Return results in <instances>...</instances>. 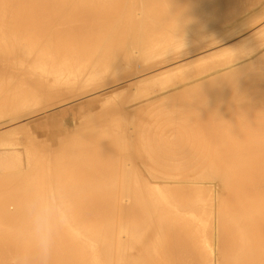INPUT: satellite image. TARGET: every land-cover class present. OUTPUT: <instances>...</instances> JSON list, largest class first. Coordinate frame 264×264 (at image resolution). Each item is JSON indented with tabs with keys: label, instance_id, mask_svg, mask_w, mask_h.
Returning a JSON list of instances; mask_svg holds the SVG:
<instances>
[{
	"label": "bare ground",
	"instance_id": "bare-ground-1",
	"mask_svg": "<svg viewBox=\"0 0 264 264\" xmlns=\"http://www.w3.org/2000/svg\"><path fill=\"white\" fill-rule=\"evenodd\" d=\"M257 5H260L261 11L255 7ZM250 7H255V11L257 10V13L261 14L259 15L253 11L254 13L250 15H254V18L248 16L249 13L245 12L251 9ZM249 12H252V10H249ZM238 14L242 15L239 16ZM262 19H264V0H0V264H45L38 247L34 243L31 232L29 209L30 205L37 199L44 203L50 218L49 226L54 233L53 247L47 264H264V51L262 50L264 46V28L260 27L264 22H262V25H257L259 29L255 30V28L251 32H247L248 34L244 33V30L246 31L247 28L251 30L249 27L253 24L256 26L255 23L261 22ZM232 21L235 22L233 23ZM229 22L233 24L232 26L229 25L230 27L228 26ZM226 26H228L225 29L226 31L222 32ZM218 32L220 35L223 33L221 37L218 36L220 38L217 37L219 35ZM255 34H257V37L250 39ZM209 36H214L219 41H215L216 39L214 38L213 42L207 43ZM205 39L206 43L202 44ZM209 40L212 41L213 39L210 38ZM191 48L193 52L199 51L195 55H202L198 60L201 59L203 65H207V68L214 67V70L215 66L218 67L222 62V65H227L224 62L227 61L229 63L231 61L224 59V61L220 62L217 60L220 62L218 65L215 61L216 58L213 59L209 54L220 53L219 56L216 54L213 57L222 58L221 53L226 56L231 51H235L239 54L238 61H236V56L233 55L236 53L233 52L230 55L232 57L226 58H232L231 60L235 58L236 62L228 64L227 67L224 66L226 68L223 71L219 72L218 70V72H215V70L214 73L209 74L207 73L208 69L205 71L206 67L204 66L203 72H206L207 76L201 71L195 72L194 70L198 66L196 67L192 64V69L188 68V70L191 69V72L195 73L193 76L192 74L188 76L190 77V82L193 77L196 78L201 73L203 76L199 79L196 78L197 80L195 79L192 85L188 83L191 86L186 85L189 88V93L186 90L188 94L183 90V88L187 89L185 85L183 88L180 87L182 89H179V87L176 89V91L179 89L177 92L180 90L184 91L180 95L174 90L179 82L175 83V87L172 88L173 86L171 87L169 84L171 82L167 83V81L166 84L165 82L163 83L164 85L161 84L162 82L160 83L163 86L156 87H159L157 88L159 90L164 87L166 88L165 91L168 92L167 84H169L168 86L173 89L172 94H170L171 92L165 94L168 95L165 96L166 98L156 95L155 100L153 97L152 100L157 101L158 99L161 103L164 101L167 103L166 100L170 101L171 97L173 99L175 97L173 101H170L171 104H169V101L167 104L173 107L172 104L176 103L177 106L178 103L181 104L182 102L179 101L180 98L177 100L179 102L176 101L179 95L181 97L182 94H185L186 98L187 94L189 99L190 97L195 99L193 95L198 93L200 89H206L208 92H205L209 95L210 90L208 89L213 90L214 87L222 85V83L226 82V78L234 80L238 77V81H233L236 84L232 81L233 84H231L229 80L230 84L226 83L230 86L227 87L228 84L224 83L225 86H221L223 88L221 93L220 90L213 91L220 94L218 96L216 93V98L212 93V95L208 96L210 97L209 100L211 98L217 100L221 96V100H219L222 101L225 92L229 90V96L225 95L226 97L222 101L223 104L226 103L224 99L229 101L228 98L235 93L232 92L230 94V91H237L241 88L243 91L241 92L244 93L247 90V92L252 90L254 95L251 92L252 96L246 93L248 97H241L239 101L241 110L245 108L250 109V111L244 110L232 113L229 107L231 105L227 106L228 103L226 106L230 108L231 112L227 111L222 115L223 110L219 111V106L216 104L215 106L218 109H214H217L222 116H233L236 119L230 117L229 121H220V124L225 122L228 125L219 128L218 124L214 122L217 114L213 113L215 116L212 122L214 125L215 123L217 124L215 133L220 134H217V136H215L214 132L206 134L210 138L208 139L209 142L213 140L212 143L210 142L209 144L208 142L207 144L206 142V144H203L204 140H201L203 143H200V140L196 138L200 144L191 145L190 142L193 143L192 140L194 138L192 136L194 134L189 136L188 133V137H192V139L188 138L187 141L185 139L187 144L184 142L181 145L183 143V141L181 143V139L187 138L186 131L184 138L176 137L177 140H180L178 145L176 144V138H173L176 133L170 134L172 139H170L171 137L168 138L169 135H166V140H170L166 141L165 138H162V131L173 123L172 121L177 115L179 116L178 108L185 104L187 105V102L184 103V101V105L182 103L178 108L174 106L178 113L174 117L170 116L169 113H176L174 107L175 112L173 111V113L171 110L169 111V108H165L164 111L166 104H162L163 107L160 105L154 108L156 110L154 111L153 108L151 109L153 105L150 106L153 101L151 99V102L144 101L146 104L149 103V108L147 109H149L148 111L151 109V111L148 112L146 110L147 105L144 106L145 114L144 110L136 109L142 111L138 110L141 115L147 117V120L149 117L146 115L153 112L149 120H151V117L154 119L155 115L158 117L160 114L162 116H159L158 122L160 120L164 122L171 120V124H168V126L166 123L163 124V121L159 122L158 126L162 123L163 125L161 124L160 126L166 125V127H163L165 129H161L160 126L155 128L154 124L158 122H153L154 128L150 127L151 131L153 132L156 129L155 131L159 133L160 128L162 133H159L160 137L155 138L154 135L157 136L158 134L153 133L152 135L151 132H148L154 137L151 140H156L157 138L161 140H158V144L157 140L152 141L153 146L157 148L152 149V145L150 147L152 143L149 141L148 135L147 137L145 136L148 141L145 140L144 144H149L142 146L144 140L141 139V136L147 132V127L145 129L143 126L140 129L141 126L136 125L137 123L139 125L140 121L132 115L135 118L134 120L137 119V121H133L134 123L137 122L134 124L136 125V130L138 131L139 128L143 131L142 135L138 132L136 136L142 140L141 142L138 141V143L142 144L136 143L140 148L146 149V151L143 150L144 153L141 151L145 157L141 156L140 158L142 159L141 162L143 161L142 164L145 163V173H149L148 176L149 178L151 177L150 179L151 181L153 180V183L148 180L147 176L144 177V174H141L143 170L138 169V163L136 165L133 164L136 158L139 159L137 156L142 154H138L133 161H130V157L132 156L131 159L133 158L132 154L137 153L135 149L133 153V147H130L135 146L133 142L135 140L134 136H131L134 133H130L131 128H128L130 131H127V136L125 132L127 127L117 128L119 127V122L114 126L109 124V121L112 120L111 122H113L116 118L119 119L121 112L117 116L113 115V119L107 117L111 133L108 131L106 134H109L110 137V134L112 135V132H114L112 131L113 128L117 131L123 130L125 136L122 139L120 135L121 138L118 137V140L125 139L124 143L120 141L123 145L126 143L131 144H126L130 149L128 151L129 154L125 152L129 156L125 157H129V160L125 158V161L124 159L125 162L127 160L130 161L128 164L125 163L128 166L126 168H130V170L118 168L122 162L118 164L120 166L116 163H114L115 165L110 164L108 160L111 157L107 160L99 157L103 153L86 152L85 148H89V146L84 142L83 144L85 145L79 143L71 144L69 142L70 136L68 139L67 136L63 135L66 129L64 128L65 126L49 131V135L50 133L52 135L50 136L51 139L56 135H63L64 137H55V140L49 139L48 141L51 140V143L49 145L45 144L46 146H36L32 136H30L29 132H26L25 126L29 128L27 125L31 123V117L35 116V114L46 112L45 109L65 101L70 95L72 96V91L75 88L80 91L81 82L85 83L86 86L89 85V87L84 86L85 89L89 88V91L96 90L99 87V89L108 87L110 91L111 83L113 84L115 81L118 83L124 78L131 80L128 77L135 75L136 80L133 77L132 80L134 81L125 84L126 89L130 91L134 87L135 90L137 88L136 85H139L140 89L142 86L147 88V86L152 85L149 84L151 79L158 75L157 72L151 76H147V74L155 72L156 69L159 71L160 66H166V63H170L165 69L166 72H169L191 64L192 62L178 64L174 61L176 57L172 56L180 55L183 53L181 52L182 50H191ZM186 52L189 55L194 54L191 51V54L189 51ZM206 55H208L207 58L210 57L214 60L215 66H213L214 63L209 66L210 62L213 61L204 57ZM187 56L183 53V57ZM174 57L175 59H172ZM181 57L182 55H180ZM190 58L193 59L192 57ZM204 58H206L208 63H205ZM188 59L187 57L185 60ZM198 60H196L197 63ZM137 63H139V67L142 63L141 70H137V66H134ZM124 65L132 69L130 73L128 69L124 68ZM198 65L203 67V65ZM222 65L219 67H223ZM123 68L127 72L126 76H122ZM193 68L195 69L193 70ZM210 70L208 72H211ZM148 71L150 72L147 73ZM143 72L147 74H143L140 77L136 76V74L139 75ZM183 72L179 73L182 74ZM188 72L190 73V70L187 73L186 71L183 73L185 76H181L185 77L186 81L188 80L189 82L186 76ZM195 74L198 76L195 77ZM176 75L177 77L180 76L179 74ZM176 75L173 73L176 81L186 82L184 78L179 80L178 78L181 76L177 78ZM102 76H104V79L106 77L111 79L109 82L105 81L106 79L102 81ZM241 76H246V79L244 77L242 79ZM223 79L225 80L224 82H222ZM170 80L173 81L171 78ZM107 84L111 86L109 85V87ZM121 84L118 83V85ZM90 87L93 89H90ZM151 87H154V83ZM234 87L238 89L236 88L235 90ZM146 88L142 89L143 91L141 90L144 94L141 91V93L134 91L135 96L142 94L141 96L138 95L139 99L145 96H150L151 98L149 93V95H146L151 88H148V90ZM224 88L227 90L223 93ZM190 89H194V91L198 89V92L193 91V93ZM144 90L145 92L147 91L146 94ZM87 91L85 92L88 93ZM123 91L128 93L127 90ZM123 91L122 93H124ZM151 91L150 93H152ZM101 92L105 93L104 91ZM191 92L193 94H190ZM83 93L80 94V97L81 95L85 96L86 93ZM89 93H92V91ZM120 93L118 92L115 96L118 97ZM126 93L119 95L121 99H117L114 96L113 98L117 100L112 99L113 102L110 109L106 105L108 110H112L115 105L114 109H118L116 107L119 106H125V101L128 102L130 100L131 102V97L129 98L131 95L132 102L137 98L133 96L131 91L130 94ZM206 93L204 96H207ZM237 93H240V90ZM174 94L178 95L175 96ZM234 95H232L233 99ZM99 97H102L101 101L103 98L106 99L110 96L107 94V97H103V95ZM122 97L125 101L121 102ZM158 97L164 100L162 101ZM55 98L59 99L58 102L57 100L53 102ZM77 98H79V95L74 100ZM235 98H238L237 95ZM137 99L135 102L138 103L139 100L137 101ZM181 99L183 100L182 97ZM187 99L186 101H188ZM197 99L200 100L201 98ZM215 100L209 101V103L212 105ZM219 100L217 101L220 102ZM197 101L195 100L196 104ZM202 101L200 100V102L204 103L203 99ZM94 102H97V100L93 99L87 103L91 105ZM117 102L119 106H117ZM160 102L157 101L156 104L159 105ZM192 102L194 100L190 101V103ZM98 103L100 105V102L96 104L98 105ZM195 103L194 105H196ZM156 104L155 106H157ZM192 104L187 106L194 108L195 106ZM234 104L236 105V101L232 105ZM33 105L37 109L35 107V109L32 108L31 106ZM134 105L135 103L133 104L135 108L139 104ZM215 106L213 105V107ZM160 107L161 113L157 112ZM191 107L190 109H188L189 107L187 108V111L189 110L188 114L192 109ZM196 107L194 109H199ZM206 107L210 108V105ZM157 108L159 109L157 110ZM183 108L180 109L183 110ZM233 108L235 109V107ZM127 110L125 112L128 116ZM88 111H91V108ZM130 111L133 113V109ZM203 111L204 108L202 106ZM136 112L137 116L138 112ZM183 112H181L180 116L181 120H183L182 122L185 121L186 123L185 128L182 127L185 123L182 125L181 122L180 130L178 127L172 128L173 130L175 129V132L177 130L181 131V133L177 131L180 134L184 132L181 128L186 130L188 124H191L190 120H192L190 117V119H186L190 121L187 124L183 118L185 114ZM204 112H206L204 114H208V111L205 110ZM88 113L91 115V112ZM88 113L84 114L88 115ZM132 113L129 114L131 115ZM98 114H101V112ZM122 114L124 115L125 113ZM122 114L121 116L124 118ZM204 114H201L200 120L196 119L198 123L201 121V124H197V127H202V119L204 121V118H206L205 122H207V117L209 121L211 120L212 117L210 118L208 115L207 117H202ZM167 115L170 116L169 119ZM164 116H167L165 117L167 119ZM188 116L186 115L185 118ZM179 117H177V120ZM86 118L88 119L89 117ZM87 119L84 118V120ZM90 119L89 121H92ZM225 119L227 120L226 117ZM77 120L76 124L79 123L80 126V123L84 122V120L81 122L80 118ZM127 120L133 119H130L129 116ZM127 120H121L120 125L124 124V121L126 123ZM147 120H141L140 124L143 125L147 122L148 126H150L151 124ZM177 120L175 119V121ZM181 120L179 119V121ZM179 121H177V124H179ZM197 121L194 119V122L197 123ZM216 121H219L218 117ZM17 122L22 124H17ZM142 122L144 123L142 124ZM86 123L88 122L86 121ZM175 123L173 125L177 126ZM76 124L74 123V125ZM103 124L105 125V123ZM128 124L126 123L124 126ZM9 125H15L12 129L17 131L18 137L16 136L12 141L7 142L4 140H9L7 138L9 136L4 135H8L12 127ZM79 125L76 126L79 127ZM132 125L130 124L129 127H132ZM99 126L95 127L98 128ZM115 126L117 127L115 128ZM212 126L210 123L208 128ZM222 126L224 125L222 124ZM5 127L6 129H2ZM105 127L106 125L104 128L102 127L104 133L105 130L107 131ZM44 128L46 129V127ZM96 128L93 129L97 130ZM150 128L148 129L150 130ZM193 128L195 129L196 127ZM31 129L34 132L35 128L32 127ZM194 129L191 128L190 131ZM196 129L198 133L200 128ZM204 131L201 129V132H203L202 138L205 136ZM209 131H212V129ZM22 132L24 133L21 134ZM46 132L48 133L47 129ZM95 132L93 135L90 134L92 135V142L94 139L97 140L99 138L111 144L110 141L112 140L107 139L108 136H105L106 134L102 135L105 137L100 135L101 139ZM123 132L120 131L118 134ZM35 133L37 132L35 131ZM114 133L117 135L116 131ZM210 134L215 137L213 135L210 136ZM116 135L113 134V137H117ZM126 137H131L133 140L128 139V141ZM88 138L86 137L87 140ZM162 139L166 141V145L163 144L164 142L160 144L163 141ZM115 142H112V144H115ZM167 142H169V145ZM188 142L190 143L189 145ZM106 143H100V146L106 145ZM113 145L110 147L109 152ZM31 147L35 148L33 151L36 150V147L39 149L35 151L34 156H31L28 152L32 149ZM107 147L108 144L105 148L107 149ZM20 148L24 150V153L26 151V158L23 156L25 161L19 158ZM97 148H99L98 150L102 149L98 146ZM118 148L120 147L118 146L115 150ZM158 148H160L159 151ZM163 148L173 149V151L162 152ZM57 149L61 151L59 159H55L58 152H55L57 153L56 157L54 156L52 160L50 157L48 159V156H51ZM83 149L85 150L83 151ZM175 149L179 152L177 150L175 152ZM180 149H183V151H180ZM184 149L190 151L192 149L194 152L185 151ZM196 149H202L203 151L200 152V150L198 152ZM123 150L117 151H120V161L122 160L121 157L123 158L126 155ZM130 151L132 152L131 154ZM122 152L123 154H121ZM87 156L92 157L86 158ZM112 161L116 162V159ZM138 162L141 163L139 160ZM130 163L133 164L132 167L135 170H132ZM134 166H137V169ZM139 170L141 173H139Z\"/></svg>",
	"mask_w": 264,
	"mask_h": 264
},
{
	"label": "rangeland",
	"instance_id": "rangeland-1",
	"mask_svg": "<svg viewBox=\"0 0 264 264\" xmlns=\"http://www.w3.org/2000/svg\"><path fill=\"white\" fill-rule=\"evenodd\" d=\"M253 6H254V5H253ZM257 6H258V7H257ZM257 6H255V7H256L257 9L260 10V9H261V8H259L260 5H257ZM255 7H253V8L250 7L251 9H248L247 11L245 10L246 12H245V11H244V12H245V13H249L248 16H251V15H252L251 13H254L253 11H255V9H256ZM248 8H249V7H248ZM249 10H250V11L252 10V12H249ZM259 10H258V12H259ZM261 10H262V9H261ZM261 10H260V11H261ZM244 12H243V13H244ZM255 12L257 13V10H256ZM262 12H263V11H262ZM256 13H255V14H256ZM250 14H251V15H250ZM257 14L260 15L261 13H257ZM257 14H256V16H257ZM238 15H239V14H238ZM241 15H242V14H241ZM241 15H239V16H241ZM253 16H254V15H253ZM253 16H251V17H253ZM256 16H255V17H256ZM253 18H254V17H253ZM257 18H258V17H257ZM249 19H250V17H249ZM255 20H256V18H255ZM263 20H264V19H262L261 22H259V23H255V25H256V26H257V25H260L262 22H264ZM258 21H259V20H258ZM232 22L234 23L235 21H232ZM229 25L232 26L233 24H231V22H229L228 26H229ZM228 26H226L222 32L226 31L225 29H226ZM256 26H254V24L251 25V26L249 27V29H251V30H248V28H247L246 31L244 30V33L248 34L249 32H251V31H252L253 29H255V28H256L255 30L259 29L258 26H257V27H256ZM229 27H230V26H229ZM253 27H254V28H253ZM247 32H248V33H247ZM218 33H219V32H218ZM218 33H215V34H218ZM215 34H214V35H215ZM222 34H223V33H222ZM222 34H221V35H222ZM242 34H243V33H242ZM259 34H260V33H259ZM221 35H220V33H219V35H217V37H218V36L221 37ZM245 36H246V35H245ZM220 37H218V38H220ZM238 37H240V35H238ZM256 37H257V34H255L254 36H252L250 39H255ZM210 38H212L213 40H212V41L209 40ZM214 38H215L214 36H213V37L209 36V39H208V40H209L210 42L207 40V43H211V42H213L215 39H216L215 41L218 40L217 38H215V39H214ZM218 41H219V40H218ZM204 43H206V39L203 40V43H202V44H204ZM218 44H219V43H218ZM221 44H222V43H221ZM200 45H201V44H200ZM215 45H216V44H215ZM262 48H264V46H263ZM185 50H186V49H184V50L181 51V52L185 53V56L189 55V54H187L186 51H189L190 54H191V52L194 53V54H192V55L187 56V57L189 58L188 60H185L187 57H183V53L180 54V55H182L181 58H180V55H172V56H175V57H176V60H174V61H176V63H178V64H181V63L186 64V63H188V62H192V63L189 64V65H186V66L180 67V68H178V69H173V70H171V71H169V72H166L165 69H167V67L170 65V63H168L169 65L166 63V66H165V65L160 66V68L158 69L159 71H157V69H156V71H155V70H152V71H155V72H153V73L151 72L150 74H147V73H149L151 70L148 71L147 73L143 72V73H141V74H139V75L136 74V76H138V77L143 76V74H147V76H148V75L151 76V75H153V74H155V73L157 72L158 75L155 76L153 79H151V82L149 83V84H152L151 86H153V83H154V87L147 86V88H146V86L143 87L142 85H140V86H142L141 89H140L139 85H136L137 88H136L135 90H134V87H132L133 90L130 89V91H131V93L133 94V96H135V92L141 93V92L143 91L142 89L146 88V89L148 90V88H151L150 90H148L149 92L146 91L147 94H146V92H145V90H144V92H145L146 95H149V94L151 95V98H150V96H149V97H148V96L146 97V96L144 95L145 97H141V98L139 99V98H138V95H140V94L137 95V93H136L137 96H135V98H136V97L138 98V99L136 98L137 101L139 100L138 103L135 102L136 99H134V101L132 102V95H131V96L128 95L129 98L131 97V102H130V100H129L128 98H127V99H128L129 101L126 99V100L128 101V102H126L125 99L123 98V97L126 96V95H125V96L122 97V100H121V102H122V101H125V103L123 102V103L125 104V106L123 105V103H121V104L124 106L125 109L123 108V106H121V107L119 106L120 101L118 100L119 103L117 102L116 104H117V106H119L120 108H119V107H116V108H118V109H114L116 105H115V106L112 105V106H114L113 109H112V110H108V107H109V109L111 108V104H112V102H113V100H114L115 98H117V99L120 98V99H121V96L119 97V95H121V94L123 95V94L126 93V91L124 92L123 90H127V92L130 94V91H129L128 89H126V87H125L126 85H125V84L134 81V80H132V78H133L135 75H134L133 77H128V78H130L131 80L124 78V79H125V81H124V79H122V80H121L122 82H121V81L118 82L119 84H121V83H123V81H124V83L121 84V85H118L117 81L114 82V83H117V84H114V83H113V84H114V85H113V84L111 83V85H112L114 88H113L110 84H107L108 86H109V85L111 86V87L109 86V87H110V88H109L110 91L108 90V87H106V86H104V87H106V88H104L105 90H104L103 88H101V89H102V90H101V89H99L100 87L96 89V88L94 87V86H95V85H94V86H92V87H94V89H96V90H90V91H92V93H89V92H90V91H89V88L85 89V87H89V85L86 86L85 83H82V82H81V90H80V91H79L78 89H77V90H78V91H77L76 88H75V90H73V91L71 90L72 93H73L75 96L71 93L72 96L70 95L69 98H67L65 101L60 102V103H58V104H55V105L49 107L50 109H49V108L45 109L46 112L43 110L45 113L42 112V113H39V114H35V116H33L34 118L31 117V120H32V121H31V123L28 124L29 126L27 125V127H29V128H26V126H25V129H27L26 132H27V133L29 132L30 136H32V138H33V140H34V144L36 143V144H35L36 146H43V145H45V144L49 145V144L51 143V140H53V139L55 140V137H56V138H62V136L64 135L65 137L67 136L68 139H69V136H70L69 142H71V144H73V145H74V143H76V144H77V143H79V144H83V142H84V143H86V145L89 146V148H85L86 150L83 149V151L85 150L86 152H91V153L96 152L97 154L103 153V154H101L100 156H99V155H98V156L101 157V158H103V159H106V160L109 159L110 157L112 158V160L116 159V162H115V161H112L111 158H110L108 161H109L110 164H114V163H116L117 165L120 164V163L122 162V163H123V166H122V163H121V166H122L123 168H122L120 165H118V166H120V167H118L117 165H116V167L121 168V169H124V168H125V169H129V170H130V168H126L127 165H125V163L128 164L131 160L133 161V160L135 159V156H137L138 154H142V152H143V150H144L143 147H144V145H145V144H144V143H145V140H147V139L145 138V136L147 137V135H148V137H149V141H150L151 143H152V141H156V140H157L156 142H157V144H158L159 141H161L160 139L157 138L156 140H151V138H154V137H155V138H156V137H160V136H159V135H160L159 133L162 131L161 129H162L163 127H166V125L168 126V124H169V125L171 124V123H170L171 120H170V121H169V120H167V121L165 120L166 122H164L163 120H160L159 122L163 121L162 123H163V124L166 123V125L163 126V127L160 126L162 123L159 125L160 128H161V129L159 128V133H157V132L155 131L156 129H155V130L153 129V130H154L153 132L151 131L152 129H151L150 127L154 128L152 124H154L155 122H158L157 119H159V118H160L159 116L161 115V114H160L158 117H157V115H155L156 117H154V119H153V117H151V120H149V119H150V115L152 116V114L154 113V112H153L154 108L159 107L160 105L162 106V104H166V105L168 106L167 103H168V101H169V100H168V101L166 100L167 103H165V101H164L163 103H161L160 100L157 99V101L161 103V104L159 103V105H157V104H156L157 101H153L152 99L154 98V100H155V97H157V96H159V95H160V96H164V97H165V96H168V95H165V94H167V93H169V92H171L170 94H172L173 89H171L170 86H171V87L173 86L172 88H174L175 85H176L175 83H178V82H179L178 85H180V86L176 85V87L174 88L175 92L180 94V93H184V91H185V93H187L186 90L188 91V89H189L188 86H189L190 84L192 85L193 82H195V79H196V78H197V79L202 78V76H203L202 73H204L206 76L208 75V74H206V72H203V69H204L205 67H206V70H205V71H207V69H208V71H209V70L212 68V69L210 70L211 72H208V71H207V73H209V74L214 73L215 70H216L215 72H218V70H219V72H220L221 70L223 71V70L228 66V64H231V63H234V62L238 61L237 58H238V55H239V54H238L237 52H235V51H231L230 54H228V55H226V56H225L224 53H223V55L225 56V58H224V56L221 54V57H222L223 59L218 57L220 54H218L217 57H213L214 55H210V57L212 56L213 59L216 58L215 61H216V64H218V65L220 64L221 61H224V59H225V60H230V61H231V62H229V63H228L227 61H225L224 64L227 63V65H226V64H225V65H222V64H223V62H222V64H220V65H222L223 67H219L220 65H219V66L217 65L218 67H216V66H215L216 64H215L214 60H212L210 57L207 58L208 55L204 56V57H206L207 59H209L210 61H211V60L213 61V62H210L211 64H209V66L212 65V64L214 63V65H213V66H215V70H214V67H208V68H207V65H206V66L203 65V62H202L201 59L198 60L199 58H201L200 56H202V55H195V54H196V52H199V51H194V52H193V51H192V48H191V50H186V51H185ZM193 50H194V49H193ZM190 51H191V52H190ZM233 52H235V53L237 54V55H236V54H233V55L236 56V57L233 56V57L236 58V61H235V58H233V60H231L232 58H226V57H232V56H230V55H232ZM225 54H226V52H225ZM169 56H170V55H169ZM169 56H168V57H169ZM172 56H171V57H172ZM178 56H179V57H178ZM194 56H195V57H194ZM215 56H216V55H215ZM175 57L172 58V59H175ZM190 57H192L193 59H191ZM177 58H179V60H177ZM183 58H184V59H183ZM194 58H196V59H194ZM206 58H204V61H205V63H206V62L208 63V61H206ZM217 58H218V59H217ZM243 58H244V57H243ZM180 59H181L182 62L180 61ZM182 59H183V60H182ZM202 59H203V58H202ZM221 59H222V60H221ZM241 59H242V58H241ZM184 60H185V62H184ZM193 60H194V61H193ZM196 60H198V63H197ZM217 60H219L220 62L217 61ZM186 61H187V62H186ZM199 61H200L202 64H201ZM172 62H173V61H172ZM218 62H219V63H218ZM173 63H175V62H173ZM205 63H204V64H205ZM192 64H193L194 66H196V67L198 66L197 69H195L196 67L193 68V70L195 69V70H194L195 72H198V71H201V72H202V73L200 74L201 76H200V75L198 76V75L195 74V77H196V76H198V77H196V78L193 77L194 79L192 78V76H193V74H194L195 72H194V71H193L194 73L191 72V69H192L191 66H192ZM195 64H197V65H195ZM198 64H200V66L203 65V67H199ZM167 65H168V66H167ZM134 66H135V67L137 66V67H136L137 70H138V69L141 70V68H142V63H141V65H140V67H139V63H137V64L134 65ZM189 66H190V67H189ZM204 66H205V67H204ZM224 66H226V67H224ZM165 67H166V68H165ZM124 68H126V70L128 69V72H129V73H130L131 70H132V69H130V67H128L127 65H124ZM124 68H123V71L125 70ZM161 68H162V69H161ZM188 68H191V69H189V70H190V73L188 72V75L186 74V76L188 77L190 74H192V76H191V78H192L191 80H192V81H191V82H190V79H189L190 77H188L189 82H188V80L186 81L185 77H182V76H185V74H183L185 71H186V73H187V71H189ZM199 68H201V69H199ZM209 68H210V69H209ZM218 68H219V69H218ZM221 68H222V69H221ZM129 69H130V70H129ZM160 69H161V70H160ZM184 69H186V70H184ZM198 69H199V70H198ZM178 70H179V71H178ZM183 70H184V72H183ZM196 70H197V71H196ZM176 71H177V72H176ZM181 71L183 72L182 74H180ZM160 72H161V73H160ZM179 72H180V73H179ZM173 73H174V75H176V74H179L180 76L182 75L181 77L178 76V77H180L181 79L178 78L177 75H176V77H177L179 80H182V79L184 78L186 82H183V81H182V82H183V83H182L181 81H178V80L176 81V80H175V77L173 76ZM125 74H127L126 71H124V72L122 73V76L125 75ZM169 75H170V76H169ZM205 75H204V76H205ZM241 75H243V74H241ZM104 76H105V75H104ZM104 76H102V77H103V80H102V81H104V80L106 79L105 81L109 82V80H110L111 78L109 79V77H106V78L104 79ZM106 76H111V75H106ZM125 76H126V75H125ZM239 77H240V75H239ZM242 77H244V76H241V78H242ZM135 78H136V77H134L133 79H135ZM166 78H167V79H166ZM170 78L173 79V81L170 80ZM177 78H176V79H177ZM237 78H238V77H236L235 79L233 78L234 80H230V78H229V79L226 78V82L229 83V80H230V83H231V84H233V83L236 84V82H233V81H238ZM244 78L246 79V76H245ZM244 78H242V79H244ZM197 79H196V80H197ZM239 79H240V78H239ZM127 80H129V81H127ZM135 80H136V79H135ZM240 80H241V79H240ZM240 80H239V81H240ZM126 81H127V82H126ZM155 81H156L159 85H158V84L156 85V82H155ZM167 81H168V82H167ZM169 81H170L171 83H169ZM174 81H175V82H174ZM224 81H225V80L223 79L222 82H224ZM231 81H232L233 83H232ZM17 82H18V81H17ZM125 82H126V83H125ZM161 82H162V83H161ZM164 82H165V84H166V82L169 83L170 86H168L169 84H167V87H168V89H169V90H167L168 92L165 91L166 88L163 87V89H164V90H163L162 87H161V89L164 91V93H162L163 91H162V90H159V89H157V88H159L160 86H163V85H164V84H163ZM173 82H174V83H173ZM180 82H181L182 84H181ZM226 82H224V83L227 85L228 83H226ZM102 83H103V82H102ZM160 83L163 84V85H160ZM172 83H173V84H172ZM186 83H187V84H186ZM188 83H190V84L188 85ZM219 83L221 84L220 81H219ZM224 83H222V85L225 86ZM230 83H229V84H230ZM239 83H241V82H239ZM82 84H83V85H82ZM171 84H172V85H171ZM194 84H195V83H194ZM229 84L227 85V87L230 86ZM115 85H117V86H115ZM122 85H123V87H122ZM147 85H148V84H147ZM184 85H185V86L188 85V86L185 87ZM191 85H190V86H191ZM222 85H218L219 87H218V86L214 87V89L217 88V87L219 88V89L217 88L216 90H214L213 88H212L213 90L208 89V90H210V92L212 91L211 93L209 92V95L206 93V92H208V91H206V89H200L199 92H198V89H197V91H196V90L194 91V89H193V90L190 89V91H192V92H193V91H194V92H198V93H194V92H193V93H194L193 96L195 97V99H194L193 97H190V99H189V97H187V94L189 93V91H188V93L186 94V98H185V96H184L185 94H182L181 97L183 98V100L181 99V97H180L181 94H180V95L178 96V98L176 99V101L180 98L179 101H182L181 104L185 101L184 103L187 102V105H191L192 103H193L192 105H194L195 100H196V101L199 100V99H197V98H199V97L201 98V99H200L201 101H202V99L204 100V103H202L203 101L200 102V100L197 101V104L200 102L198 105L195 103V104L197 105V107H196V105H194V106H195L196 108H199V109H194L195 107L193 108V107H191V106H187L186 104H185V105H186V106H185L184 103H183L182 105H184V106H182V107H184V108H183V110H182V109H180V108H182V107L178 108V106H181V104L178 103L179 105L177 104V106H176V103L174 104V103L172 102V103L174 104V105L172 104V106H173V107L176 106V107L178 108L179 116L181 115V112L184 111V112H183V113H185L184 116H183L184 120H186V119H188V118L190 117L193 121L190 120V121H191V124H188L190 121L186 120V122H187V124H188V127L186 128V130H183V129L185 128V126H186V123H185V121L182 122L183 120H181V116L179 117V116L177 115V117H179V119H180L181 121H179V119L177 120V117H176L175 119H176L177 121H179V124H177L178 122L175 121V119H174L172 122H173V123L176 122L175 124H177V126L175 125V126H176V127H175V126L173 125V123L170 125V126H172V127L168 126V128H166V130L162 131V132H163V134H162L163 137H162V138H165V140H166V137H165L166 135H167V136L169 135L168 138H170V137H171L170 134L173 135V134H175V133H176L177 136L175 135V137H174V135H173V138H176V137H178V138H184V137H185V136H184V133H186V131H187V134H186L187 138L185 137L184 140L181 139V143H182V141H183V143H182L181 145L184 144L185 139H186V141H187L188 138H189V139H192V137H193L194 139L192 140L193 143L190 142L191 145H192V144H196V143L198 144L199 141H197V139L200 140V143L202 142L201 140H204V143H203V142H202V143H203V144H206V142H207V144H208V142H209L208 139H210V138H209V136H206V134L208 135V133H210V132L213 133V132H214L215 136H217V134H220V133H215V130H216L215 126L218 124V126H219V128H220V127H226V126L228 125V123L221 122V123L224 125V126H222V124H220V121H223V120H224V121H229L231 118H232V119H233V118L236 119V117H233V116H226V115H225V117L227 118V120H226L225 117L222 116V115H224L225 112H227V111H228V112H231V111H232V113H233V112H234V113H237V111H238V112H242V111H244V110L250 111V109L248 110V109H245V108H243V109L241 110V107L239 106V105H240L239 101L241 100V97H245V96L248 97V95L250 94V92H251V93L253 92L251 89H250V90H251L250 92H247V91H248V90H247V91H245L244 93H242L243 91L241 90V88L238 89V88L236 87V88L238 89L237 91H230V92H231L230 94H232V92H235V93L232 94V95L235 94V95H234V99H235V100L233 99V97H232V95H231L232 98H231V97L228 98L229 101L226 100V99H224L226 103H223V104H222L223 98L226 97L225 95H228V96H229V93H228L229 90L225 89V88H226V87H225L223 93H224L226 90H227V91L225 92L224 97L222 98V101H220V100H221V99H220L221 96L217 99V100L220 99V100H219L220 102H218L217 100L211 98L213 101L215 100V103L213 102V104L211 105V104L209 103V101L212 102V100H211V99L209 100L210 97H208V96L212 95V93H213V95L216 96V93H217V92L215 93V92H213V91H219V90H220V93H221V90L223 89V88H222V87H223ZM84 86H85V87H84ZM136 86H135V87H136ZM156 86H159V87H156ZM165 86H166V85H165ZM221 86H222V87H221ZM231 86H234V85H231ZM83 87H84V88H83ZM92 87H90V89H93ZM138 87H139V88H138ZM178 87H179V89H182L183 87H185V88H187V89H184V88H183L184 91H183V90H180L179 92H177V91L179 90V89H178V90L176 91V89H177ZM180 87H182V88H180ZM152 88H153L154 90H153ZM232 88H233V87H232ZM236 88L234 87L235 90H236ZM139 89H140V90H139ZM234 89H232V90H234ZM82 90H83V92H85L86 90H88V91H87L88 93L85 92V93H86V94H85V93L82 92ZM100 90H101V91H104L106 94L103 93V92H101ZM115 90H116V91H115ZM121 90H122L124 93H122ZM136 90H137V91H136ZM141 90H142V91H141ZM151 90H153L154 93H153V91H151ZM201 90H202V91H201ZM239 90H240V93H237V92H239ZM96 91H97V92H96ZM99 91H100V92H99ZM114 91H115V92H114ZM117 91H118L119 93L121 92V93L118 95V97L115 96V95H117V93H118ZM134 91H135V92H134ZM140 91H141V92H140ZM150 91H151L153 94L150 93ZM161 91H162V92H161ZM203 91H204V92L206 91L205 93H206L207 96H204L205 93H204ZM241 91H242V92H241ZM93 92H94V93H93ZM95 92H96V93H95ZM98 92H99L100 94H99ZM112 92H113V93H112ZM116 92H117V93H116ZM133 92H134V93H133ZM155 92H156V94H155ZM158 92H159V93L161 92V93L159 94ZM192 92H191L190 94H193ZM82 93L85 94L86 97H85L84 95H81V97H80V94H82ZM101 93H102V94H101ZM110 93H112V94L109 95ZM128 93H126V94H128ZM148 93H149V94H148ZM157 93H158V94H157ZM173 93H174V92H173ZM201 93H203V94H201ZM220 93L218 92L217 95L219 96ZM223 93H222V95H223ZM227 93H228V94H227ZM246 93H248V95H247ZM91 94H94V95H91ZM96 94H97V95H96ZM107 94H108V96H110V97H108V98H106V99L103 98V100L100 101V99H102V97L100 98L99 96H100V95H101V96L103 95V97H107ZM142 94H144V93L142 92ZM142 94H141V95H142ZM154 94H155V96H153ZM238 94H239V95H238ZM244 94H246V95H244ZM252 94H253V93H252ZM252 94H250V95L252 96ZM77 95H79V98H77L78 100H77V99L74 100V99L77 97ZM98 95H99V96H98ZM141 95H140V96H141ZM156 95H157V96H156ZM174 95L177 96L178 94H174ZM198 95H199V96H198ZM200 95H201V96H200ZM236 95H237L238 98H235ZM241 95H242V96H241ZM250 95H249V96H250ZM253 95H254V94H253ZM73 96H74V98H73ZM97 96H98V97H97ZM111 96H112V97H111ZM114 96H115V98H113ZM169 96H170V95H169ZM183 96H184V97H183ZM196 96H197V97H196ZM239 96H240V97H239ZM152 97H153V98H152ZM170 97H171V96H170ZM205 97H207V98H205ZM211 97H212V96H211ZM213 97H214V96H213ZM158 98H159V97H158ZM165 98H166V97H165ZM168 98H169V97H168ZM168 98H167V99H168ZM171 98H172V99L169 98L170 101H173V100L175 99V97H174V99H173V97H171ZM184 98H185V99H184ZM187 98H188V99H187ZM204 98H205V99H204ZM216 98H217V96H216ZM93 99H94V100L96 99L97 102H100V105H99V103H98V105H97V104H96L97 102H94V103H93L94 106H93V104L88 105L87 102L90 101V100H93ZM112 99H113V100H112ZM117 99H115V100H117ZM123 99H124V100H123ZM150 99L153 101L152 103H150V106L153 105V107H151V109L153 108V110H152L153 113H152V114L150 113L149 115H146V116L149 117V119L147 120V117H145V115H141L140 112H142V111H140L139 109H136V108H140L141 110H144V109H145L144 106L147 105L148 107L146 106V110L148 111L149 109H147V108H149V105H148L149 103L146 104V102H151ZM159 99H162V98L160 97ZM186 99H187L188 101H186ZM232 99H233V100H232ZM236 99H239V100H236ZM56 100H57V102H58L59 99H56V98H55V99L53 100V102L56 101ZM109 100H110V101H109ZM163 100H164V99H162V101H163ZM191 100H192V101L194 100V102L190 103ZM208 100H209V101H208ZM230 100H231V101H230ZM73 101H74V102H73ZM102 101H103V102H102ZM104 101H105V102H104ZM140 101H141V102H140ZM142 101H143V102H142ZM144 101H146V102H144ZM170 101H169V104H171ZM179 101H177V102H179ZM205 101H206V102H205ZM207 101H208V102H207ZM216 101H217V102H216ZM232 101H233V103H235V101H236V105H235V104L232 105V104H233V103H231ZM67 102H68V103H67ZM114 102H115V101H114ZM129 102H130L131 104H130ZM139 102H140V103H139ZM127 103H128L129 105H128ZM134 103H135V105H137V104H139V105H137V107L134 105V106H135V108H134V107H133V104H134ZM201 103H202V104H201ZM205 103H206V104H205ZM207 103H208V104H207ZM228 103H229V104H228ZM238 103H239V104H238ZM109 104H110V105H109ZM121 104H120V105H121ZM155 104H156L157 106H155ZM200 104H201V106H200ZM216 104H217V106H219V107H218V108L220 109L219 111H222V110H223V112H222L223 114H222V115H221L220 112L217 111L218 108H217V106H215ZM227 104H228V105H227ZM56 105H57V106H56ZM96 105L99 106V107H97ZM106 105H108V107H107ZM131 105H132V106H131ZM209 105H210V108H208V107L205 108V106H209ZM213 105H214L215 107H213ZM226 105H227V106L231 105V106H229V107L231 108V111L229 110L230 108H228ZM55 106H56V107H55ZM89 106H90V107H89ZM164 106H165V105H164ZM167 106L164 107V111H165V108H166V109L169 108V111L171 110L172 113H173V111L175 112V110H174V109H176L175 107H174V109H173V107H170V106L167 107ZM198 106H199V107H198ZM202 106H203V108H204V111H205V110L208 111V114H207V115H208L210 118L212 117L211 120H210L211 122L208 120L207 115L204 114V113H206V112H204V111L202 112ZM29 107H30V106H29ZM31 107L34 108L35 106L33 105V106H31ZM53 107H54V108H53ZM88 107H89V108H88ZM102 107H103V108H102ZM162 107H163V106H162ZM185 107H186V110H185ZM188 107H189V108H188ZM190 107H191L192 109L190 110V112H189V114H188V111H189V110L187 111V108L190 109ZM211 107H212V108H211ZM222 107H223V108H222ZM233 107H235V109H234ZM35 108H36V107H35ZM35 108H34V109H35ZM38 108H39V105H38ZM90 108H91V111H88ZM97 108H98V109H97ZM105 108L108 110V112H107V110H105V111L103 110V109H105ZM170 108H171V109H170ZM214 108H217V109H214ZM34 109H32V110H34ZM36 109H37V108H36ZM48 109H49V110H48ZM52 109H53V110H52ZM93 109H94V110H93ZM100 109H101V110H100ZM127 109H128V110H127ZM129 109H130V110L133 109V113H134V114H133ZM134 109H136V110H134ZM151 109H150V111H151ZM158 109H159V108H157V110H158ZM162 109H163V108H162ZM179 109L182 110V111H180ZM193 109H194V111H193ZM208 109H210V110H208ZM221 109H222V110H221ZM227 109H228V110H227ZM239 109H240V110H239ZM51 110H52V111H51ZM71 110H72V111H71ZM122 110H123V111H122ZM126 110H127V112H128V116L126 115V112H125ZM138 110H139L140 112H138ZM146 110L143 111L144 114L146 113ZM195 110H196V111H195ZM212 110H213V112H212ZM234 110H235L236 112H235ZM50 111H51V112H50ZM97 111H98V112H97ZM103 111L105 112V114H104ZM134 111H135V112L137 111V112L139 113V114H138V113L136 112V113H137V116H139L140 119H139V117L136 116V114H135ZM150 111H148V112H150ZM154 111H156V110H154ZM164 111H162V112H164ZM186 111H187V113H186ZM191 111H192V112H191ZM197 111H198V112H202V113H198ZM253 111H254V109H253ZM71 112H72V113H71ZM86 112H87V113H88V112H91V115H90V113H88V115H87V114H84V113H86ZM100 112H101V114H98V113H100ZM102 112H103V113H102ZM119 112H121V113L119 114V115H120L119 119L122 118L121 114H122V113H125L124 115L122 114L124 118L120 119V121H121V120L123 121L124 119L127 120V118H129V116H130V119H133V120H130V121L127 120V121L129 122V124H128V122L126 121V123L128 124L127 126H124V124H126L125 121H124V124H121V125H120L121 122L119 121L118 118H116L113 122H111L112 120H111V121L108 120V118H109V119H110V117L112 118L113 115H114V116H115V115L117 116V114H118ZM157 112H160V113H161V107H160L159 111H157ZM157 112H155V113H157ZM166 112H168V111L166 110ZM196 112H197V113H196ZM210 112H211V114H210ZM47 113H48V114H47ZM55 113H56V115H54ZM93 113H94V114H93ZM129 113H132V114L130 115ZM169 113H170V116H171V115L174 116V115L178 114V113H177V109H176V113H175V114H171V112H169ZM169 113H168V115H169ZM195 113H196V116H198L197 118H196V116H195ZM213 113H214V114H217V116H215ZM219 113H220V114H219ZM96 114H98L99 116L96 115ZM142 114H143V113H142ZM163 114H166V113H163ZM201 114H204V116H202V117H205V116L207 117V122H208V123L205 122V119H206V118H204V121H203V119H202V127H200V126L197 127V124H198V125L201 124V123H200L201 121L198 123V121H197L196 119L200 120V118H201ZM46 115H47V116L49 115L48 118H47ZM50 115H51V117H50ZM85 115H86V116H85ZM92 115H94V116H92ZM95 115H96V117H95ZM119 115H118V116H119ZM132 115H134V117L138 118V121H140V122H141V120H142V121H146V120H147L151 125L148 126V123H147V122H145L146 124H145L144 122H142V124L144 123L143 125H141L140 122H139V125H138L137 122L134 123L133 121H137V119L134 120L135 118H134ZM168 115H167V116H168ZM182 115H183V114H182ZM186 115H187V116L189 115V116L185 118ZM191 115H193L195 118H194L193 116L191 117ZM199 115H200V116H199ZM212 115H213V116H212ZM219 115H221L222 117L220 116V117H221V118H220ZM65 116H66V117H65ZM69 116H70V117H69ZM91 116H92V117H95V118H92ZM97 116H98V117H97ZM114 116H113V118H114ZM142 116H143V117H142ZM161 116H162V115H161ZM167 116H164V118L167 117ZM170 116H168L167 118L169 119ZM214 116H215V118H214ZM42 117H43V118H42ZM64 117H65V118H64ZM75 117H76V118H75ZM78 117L80 118L81 122H83L82 120H84V118H85V119H87L86 117H89V118H88L87 120H84V122H83L84 124H83V123H80V124H81V126H80L79 123L76 124V122H78L77 119H79ZM81 117H82V118H81ZM83 117H84V118H83ZM107 117H108V118H107ZM126 117H127V118H126ZM174 117H175V116H174ZM217 117H218V119H219L218 122L216 121ZM230 117H231V118H230ZM38 118H39V119H38ZM70 118H71V119H70ZM90 118H91V119H90ZM105 118H107V119H105ZM113 118H112V119H113ZM155 118H156V119H155ZM161 118H162V117H161ZM167 118H165V119H167ZM183 118H182V119H183ZM190 118H189V119H190ZM193 118L195 119V121H197V123L194 122V119H193ZM210 118H209V119H210ZM213 118L215 119V121H214ZM223 118H224V119H223ZM229 118H230V119H229ZM89 119L92 120V121H89ZM93 119H94V120H93ZM162 119H163V118H162ZM172 119H173V118H172ZM63 120H64V121H63ZM73 120H74V121H73ZM75 120H77V121H75ZM80 120H79V122H80ZM156 120H157V121H156ZM212 120H213L214 122H216L217 124L215 123V125H214L213 122H212ZM86 121H87L88 123H86ZM102 121H103V122H102ZM106 121H107V122H106ZM108 121H109V124H111V125H113V126H114V125H117V123L119 122V124H118L119 127L115 126V128L117 127V128L120 129V128H126V127H127V128L125 129V132L127 133V136H128V132H129L130 130H131V132H130L131 134H132V133L136 134V135H134V134L131 135V134L129 133L131 136H134L133 138H134L135 140H133V138H131V137H129V138L126 137L127 140H128V139H129V140L132 139L133 142L135 143V144L133 143L135 146H130L131 148L133 147V148H132V149H133L132 152L134 153L135 151H137V153L135 152L136 154L134 153L135 155L132 154V155H133V158H132V159H131L132 156L130 155V156H131V157H130V161H128V160H129V159H128L129 157H125V156H129V155H127V153L129 154L128 151H129L130 148H129L127 145H129L130 143H129V144L126 143L127 145H126V144L123 145V143L125 142V141H124L125 139L122 140V139L124 138L123 136H125L123 130H120L121 132H123L122 134H118V133H120V131H117L116 129L113 128L114 130L112 129V131H114V132L116 131V132H117V135H116L114 132H112V135L110 134V137H109V134H106V133H108V131H110V129H111V128L109 129V126H110V125H108ZM151 121H152V122H151ZM174 121H175V122H174ZM71 122H72V123H71ZM115 122H116V123H115ZM153 122H154V123H153ZM159 122L154 124V125H155V128H158V127H159V126H158ZM180 122L182 123V125H183V123H185L184 126H182V125L180 124ZM204 122H205V123H204ZM19 123H20V122H17V124H19ZM74 123H75L77 126L79 125V127H77L76 125H74ZM100 123H101V124H100ZM103 123H105V125H106L105 129H107V131L105 130V133H104V129L102 130V127L104 128V126H105ZM106 123H107V124H106ZM112 123H115V124H112ZM136 123H137V124H136ZM192 123H193V124H192ZM194 123H196V124L194 125ZM210 123H211V126H212V125H213V126L208 128V126H209ZM224 123H225L226 125H225ZM20 124H22V123H20ZM65 124H66V125H65ZM82 124H83V125H82ZM130 124H131V125H132V124H133V125L136 124L137 126H141L140 129H142L143 126H144L145 129H146V127H147V132H146V130H145L146 133L143 134V131L140 130L138 127H137V128H138V131L136 130V128H135L136 125H134V127H133V125H132V127H129ZM163 124H162V125H163ZM219 124H220V125H219ZM229 124H231V123H229ZM15 125H16V123H15ZM15 125H11L12 127L9 125V126L11 127V129H10L8 135H4V136H9V137H7V138H9V140H4V141H7V142H8V141H12L14 138H16V136L18 137V135H17V131H15L14 129H12ZM44 125H45V126H44ZM99 125H100V126H99ZM101 125H103V126L101 127ZM122 125H123V127H122ZM146 125H147V126H146ZM178 125H179V126H178ZM180 125H181L182 127H184V128H181L182 131H184L182 134H180L181 131H179V130H180V128H179ZM203 125H204V126H203ZM205 125H206V127H205ZM207 125H208V126H207ZM62 126H65L64 128H66V129H65V133H63V135H61V136H60V135H56V136H54V138L51 139L50 136H52V135H51V133H50V135H49V131L53 130L54 128H60V127H62ZM70 126H71V127H70ZM95 126H99V127H98L99 129L96 128ZM113 126H111V127H113ZM120 126H121V127H120ZM157 126H158V127H157ZM32 127L35 128V129H34V132L31 131V130H32V129H31ZM44 127H46L48 133L46 132V129H45ZM100 127H101V129H100ZM177 127H178V129H179V130H177V131H179L180 133H178L177 131L175 132V131H174L175 129H174V130L172 129V128H177ZM189 127H191L192 129H194L193 127H196V128H198V129L200 128V129H199V131H198V133H197V129H196V128H195L194 130H191V131H190L191 128H189ZM39 128H40V130H39ZM93 128H96L98 131L95 130V129H93ZM128 128H129V129L131 128V129L129 130ZM132 128H133V129L135 128L134 131H132V130H133ZM144 128H143V129H144ZM148 128H150V130H149ZM203 128H204V129H203ZM206 128H207V130H206ZM213 128H214V129H213ZM2 129H6V127H5V128H2ZM29 129H30V130H29ZM43 129H44V130H43ZM90 129H91V132H90ZM127 129H128V130H127ZM163 129H165V128H163ZM187 129H189V130H187ZM201 129H202V131L206 130V131H204V132H205L204 134H205V136H206L207 138H206L205 136H204V138H202L201 135L203 134V132H201ZM208 129H209V130L212 129V131H209ZM38 130H39V131H38ZM41 130H42V131H41ZM66 130H67V131H66ZM101 130H102V131H101ZM148 130H149V131H148ZM160 130H161V131H160ZM171 130H172V131H171ZM35 131H36L37 133H35ZM68 131H69V132H68ZM80 131H81V132H80ZM95 131H96V132H95ZM100 131H101V132H100ZM127 131H128V132H127ZM135 131H136V133H135ZM140 131H141L142 133H141ZM170 131H171V133H169ZM173 131H174V133H173ZM188 131H190V132H188ZM192 131H193V133H192ZM195 131H196V132H195ZM208 131H209V132H208ZM14 132H15L16 134H15ZM32 132H33V133H32ZM42 132H43V133H42ZM66 132H67V133H66ZM78 132H79V133H78ZM82 132H83V133H82ZM94 132L97 133V135H99V136H100V135L102 136V135L106 134L105 136H108L107 139L112 140V141H110L111 144L106 143V142H107L106 140H104V141H106V142H104V141L100 140L99 138H97V140H95V139L93 138V139L95 140V141L93 140V142H94V144H95V145H94L93 142H92V140H91V139H92L91 136L93 135ZM102 132H103V133H102ZM138 132H139L140 135L143 134V136H141V139L144 140L143 144L140 143L142 140H141L140 138L136 137V136L138 135ZM148 132H151L152 135H153V133H156V134H158V135H157V136L154 135V137H153V136L151 135V133L149 134ZM162 132H161V133H162ZM200 132H201V134H200ZM23 133H24V132H22L21 134H23ZM31 133H32V134H31ZM39 133H40V134H39ZM86 133H87V134H86ZM101 133H102V134H101ZM110 133H111V131H110ZM188 133H189V136H191L192 134H194V135H193L192 137H188ZM196 133H197V135H196L197 137L195 136ZM21 134H19V135H21ZM25 134H26V133H25ZM29 134H27V135H29ZM36 134H37V135H36ZM41 134H42V135H41ZM84 134H86V135H84ZM90 134H92V135H90ZM113 134L116 135L117 137H115V136L113 137ZM123 134H124V135H123ZM145 134H146V135H145ZM190 134H191V135H190ZM221 134L224 135L223 133H221ZM45 135L48 136V137H46ZM94 135L96 136V134H94ZM118 135H119V136H118ZM120 135L122 136V139H119V140H118V137L121 138ZM130 135H129V136H130ZM140 135H139V136H140ZM182 135H183V137H181ZM198 135H199V136H198ZM211 135H213V134H210V136H211ZM64 136H63V137H64ZM83 136H84V137H83ZM85 136H86L87 138L89 137L91 141L89 140V138H88V140H87ZM99 136H98V137H99ZM101 136H100V138H101ZM105 136H102V137H105ZM150 136H151V137H150ZM179 136H180V137H179ZM194 136H195V137H194ZM213 136H214V135H213ZM213 136H212V137H213ZM215 136H214V137H215ZM40 137L42 138L43 141L41 140ZM112 137H113V139H112ZM135 137H136L137 139H136ZM36 138H37V139H36ZM114 138H116V140H114ZM196 138H197V139H196ZM3 139H4V138H3ZM49 139H51V140L48 141ZM80 139H81L82 141H81ZM98 139H99L100 141H99ZM101 139H102V138H101ZM105 139H106V138H105ZM138 139H139V140H138ZM170 139H172V137H171ZM205 139H206L207 141H206ZM211 139H212V138H211ZM38 140H39V141H38ZM77 140H78V141H77ZM84 140H85L86 142H85ZM127 140H126V142L129 141V140H128V141H127ZM158 140H159V141H158ZM162 140H163V141L160 142V144L164 142V143H163L164 145H166V144H165L166 141H170V140H166V141H164V139H162ZM174 140H175V139H174ZM174 140H173V142H175ZM2 141H3V140H2ZM41 141H42V142H41ZM88 141H89V142H88ZM96 141H98V142H96ZM114 141H116V142H115V144L113 143V144H114V145H113L112 142H114ZM118 141H119V142H118ZM120 141H121V142L123 141V143L121 144ZM138 141H140V142L138 143ZM147 141H148V140H147ZM189 141H190V140H189ZM196 141H197V142H196ZM37 142H38V143H37ZM43 142H44V143H43ZM90 142H91V143H90ZM102 142H104V143H102ZM131 142H132V141H131ZM136 142H137L138 144H140V145L142 144L143 147L140 148L139 145H138ZM173 142H170V143H173ZM176 142H177L176 144H178V145L180 144V140H177V138H176ZM194 142H195V143H194ZM210 142L212 143L213 140H210ZM210 142H209V144H210ZM42 143H43V144H42ZM87 143H88V144H87ZM97 143H99V144H97ZM100 143H101V144H105V143H106V145H102V146H100V145H101ZM146 143H147V142H146ZM167 143H168V145H169V142H167ZM185 143H186V142H185ZM190 143L188 142V145H189ZM200 143H199V144H200ZM37 144H38V145H37ZM91 144H92V145H91ZM107 144H108V147H107V149H106L105 147L107 146ZM148 144H149V143H148ZM148 144H147V145H148ZM160 144H159V145H160ZM186 144H187V143H186ZM83 145H85V144H83ZM112 145H113V147H114V151H115V152L113 151V147L111 148L112 151L110 150V152H109V149H110V147H111ZM116 145H118L120 148H118V149L115 150V148L118 147V146L116 147ZM130 145H131V144H130ZM147 145H145V146H147ZM151 145H152V147H151ZM153 145H154L153 143L150 144V147H151L152 149H154V148L157 149V148L154 147ZM159 145H156V146H159ZM45 146H46V145H45ZM97 146H98V147H101L102 149L98 150L99 148H97ZM124 146H125V147H124ZM90 147H91V148H90ZM93 147H94V148H93ZM103 147H104V148H103ZM127 147H128V148H127ZM31 148H32V149H31L30 151H28V152H29V154H30L31 156H34V155H35V154H34L35 151H37V150H39V149H37V147H36V150L33 151L35 148H34V147H31ZM55 148H56V147H55ZM95 148H97V149H95ZM126 148H127V151H126ZM145 148H146V147H145ZM93 149L96 150V151H94ZM123 149H125V150H123ZM134 149H135V151H134ZM152 149H151V150H152ZM159 149H160V148H158V151H159ZM89 150H90V151H89ZM97 150H98V151H97ZM105 150H106V151H105ZM118 150H120V151L123 150L124 154H126V155L123 156V158L121 157V159H122L121 161L119 160V157H120V156H119V155H120L119 153H120V151L117 152ZM171 150L173 151V149H171ZM171 150H170V149L168 150V149L163 148V151H162V150H160V151H162V152H165V151H166V152H167V151H171ZM176 150H177V149H175V152L178 151V150H177V151H176ZM184 150H185V151H189V152L192 151V149H191V151H190V150H186V149H184ZM194 150H195V149H194ZM200 150H201V151H200ZM204 150H205V149H204ZM19 151H20V152H19V154H20V155H19V158H21L22 160L25 161V159H24L23 156H25V158H26V151H25V153H24V150H23V149L21 150V148L19 149ZM102 151H103V152H102ZM138 151H139V152H138ZM141 151H142V152H141ZM144 151H146V149H145ZM148 151H149V149H148ZM152 151L156 152L155 150H152ZM180 151H183V149H180ZM196 151H198V152H199V151L202 152L203 150H202V149H198V150L196 149ZM205 151H206V150H205ZM21 152L24 153L25 155L22 154ZM55 152H58V154L55 153ZM60 152H61V151H59V149H57L56 151L53 152V154L51 153V154H52L51 156H50V155L48 156V159H49V157H50V159L52 160V158H54V156L56 157V154H57V157H56L55 159H57V158L59 159V157H60V156H59V153H60ZM106 152H107V154H105ZM108 152H109V154H108ZM123 152H122L121 154H123ZM125 152H127V153H125ZM132 152L130 151V154H131ZM150 152H151V151H150ZM178 152H179V151H178ZM192 152H194V151H192ZM111 153H112V154L114 153V154L112 155ZM143 153H144V152H143ZM32 154H33V155H32ZM54 154H55V155H54ZM117 154H118V155H117ZM60 155H61V154H60ZM104 155H106V156H104ZM107 155H108V156H107ZM110 155H112V156H110ZM115 155H116V156H115ZM20 156H21V157H20ZM113 156H114V157H113ZM141 156H142V157H145V156H143V154L137 156L139 159L136 158V160L133 161V164L136 165V164L138 163V164H139V165H137V166H138V169H140L141 171L143 170L142 173H141V171L139 170V171H140L139 173L144 174V177L147 176L148 180L151 181V179H150L151 177L149 178V176H148L149 173H148V172H147L148 174L145 173V171H146V170H144V166H145L144 164H145V163L142 164L143 161L141 162V160H142V159L140 158ZM22 157H23V158H22ZM90 157H92V156H90ZM90 157L87 156L86 158H90ZM105 157H107V158H105ZM125 158L128 159L127 162H125V161H126ZM124 159H125V161H124ZM117 160H118V161H117ZM138 160H139L141 163H139ZM118 162H119V163H118ZM130 164H131V163H130ZM133 164H131L130 166H131L132 170H135V169L132 167ZM114 165H115V164H114ZM114 165H113V166H114ZM141 165H142V166H141ZM146 165H147V164H146ZM137 166H134V167H136V169H137ZM139 166H140V167H139ZM127 167H128V166H127ZM152 181H153V180H152ZM152 181H151V182H152ZM152 183H153V182H152ZM216 240H218V239H216Z\"/></svg>",
	"mask_w": 264,
	"mask_h": 264
},
{
	"label": "clouds",
	"instance_id": "clouds-1",
	"mask_svg": "<svg viewBox=\"0 0 264 264\" xmlns=\"http://www.w3.org/2000/svg\"><path fill=\"white\" fill-rule=\"evenodd\" d=\"M31 232L35 245L47 264L53 247L54 233L50 229V218L44 203L37 199L30 205Z\"/></svg>",
	"mask_w": 264,
	"mask_h": 264
},
{
	"label": "crops",
	"instance_id": "crops-1",
	"mask_svg": "<svg viewBox=\"0 0 264 264\" xmlns=\"http://www.w3.org/2000/svg\"><path fill=\"white\" fill-rule=\"evenodd\" d=\"M263 23H261V25H262ZM264 25V24H263ZM263 25L262 26H260L261 28H264L263 27ZM262 50L264 51V48H262ZM216 54H220V53H214V54H209V55H216ZM222 54V53H221Z\"/></svg>",
	"mask_w": 264,
	"mask_h": 264
}]
</instances>
